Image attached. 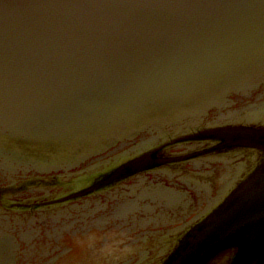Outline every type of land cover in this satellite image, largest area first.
Wrapping results in <instances>:
<instances>
[{
	"label": "water",
	"instance_id": "1",
	"mask_svg": "<svg viewBox=\"0 0 264 264\" xmlns=\"http://www.w3.org/2000/svg\"><path fill=\"white\" fill-rule=\"evenodd\" d=\"M261 83L264 0H0V154L10 155L2 164L11 175L75 167L147 128L188 118L178 141L259 154L220 209L150 264H264V129L253 126L258 113L250 105L233 112L231 127L223 125V115L198 127L213 105L221 108L233 92ZM147 145L96 159L67 183L77 189L67 198L175 160L158 159V149L131 157ZM110 233L103 245L100 233L68 241L70 251L55 264H107L108 253L122 249L114 238L119 232ZM0 234V264H10L8 232ZM149 246L139 264L152 256ZM226 248L236 253L222 254Z\"/></svg>",
	"mask_w": 264,
	"mask_h": 264
},
{
	"label": "flooded vegetation",
	"instance_id": "2",
	"mask_svg": "<svg viewBox=\"0 0 264 264\" xmlns=\"http://www.w3.org/2000/svg\"><path fill=\"white\" fill-rule=\"evenodd\" d=\"M261 90L264 95V85ZM260 92L253 93L254 100ZM242 98L250 102L249 98ZM233 99L238 97L233 96L227 106L210 110L208 117L203 118V125L221 113H233ZM163 132L167 137L157 143L165 146L158 150L157 157L175 160L91 195L67 198L77 190L75 185L67 183L87 166L56 172L53 180L37 184L31 183L26 173H20L13 180H0V231L8 232L5 244L14 250L10 264H55L70 251L68 241L97 237L100 233L99 243L103 245L115 229L119 233L114 238L123 250L111 253L115 257L108 253L107 264H139L142 261L138 256L148 245L147 251L152 256L147 264L157 259L153 257L155 251L161 250V260L195 223L220 209L232 194L233 185L251 170L255 155L256 160L260 159L259 154L249 149L216 150L217 144L212 142L172 143L186 133L174 135L169 129ZM155 134L141 132L122 144L139 143ZM82 187L85 185L79 188ZM86 225L93 227L85 230ZM124 231L132 232L131 236L125 237ZM230 251L233 253L227 249L222 254Z\"/></svg>",
	"mask_w": 264,
	"mask_h": 264
}]
</instances>
